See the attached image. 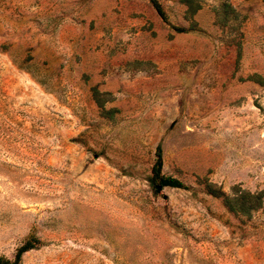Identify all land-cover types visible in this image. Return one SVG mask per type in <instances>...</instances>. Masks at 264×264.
I'll use <instances>...</instances> for the list:
<instances>
[{"label": "rangeland", "instance_id": "1", "mask_svg": "<svg viewBox=\"0 0 264 264\" xmlns=\"http://www.w3.org/2000/svg\"><path fill=\"white\" fill-rule=\"evenodd\" d=\"M158 1L0 0V256L264 264V0Z\"/></svg>", "mask_w": 264, "mask_h": 264}, {"label": "trees", "instance_id": "2", "mask_svg": "<svg viewBox=\"0 0 264 264\" xmlns=\"http://www.w3.org/2000/svg\"><path fill=\"white\" fill-rule=\"evenodd\" d=\"M152 7L155 9L157 14L163 19L166 20L165 11L158 0H148ZM178 31H183V27H175ZM20 68H29L33 63H29V59H22L20 62H16ZM155 162L152 167L153 180L156 179L161 186H171V187H182L186 186L177 178L173 176H165L161 174L162 169V152L161 148L158 146L155 154ZM238 186H234V191L232 190L229 194H226L223 191H217L209 189L210 193L214 194L216 197H221L226 209L233 213L234 215L248 216L250 217L255 211L258 210L260 204L257 201H261L260 193L250 192L238 189ZM239 190V191H238ZM40 239L35 235L34 231H31L26 238L23 240L21 245L16 249L12 258L6 256H0V264H19L22 258V255L36 248L40 244Z\"/></svg>", "mask_w": 264, "mask_h": 264}, {"label": "water", "instance_id": "3", "mask_svg": "<svg viewBox=\"0 0 264 264\" xmlns=\"http://www.w3.org/2000/svg\"><path fill=\"white\" fill-rule=\"evenodd\" d=\"M161 185H156V190H160Z\"/></svg>", "mask_w": 264, "mask_h": 264}]
</instances>
